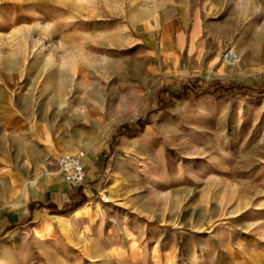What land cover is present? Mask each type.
<instances>
[{"label": "rangeland", "instance_id": "obj_1", "mask_svg": "<svg viewBox=\"0 0 264 264\" xmlns=\"http://www.w3.org/2000/svg\"><path fill=\"white\" fill-rule=\"evenodd\" d=\"M0 264H264V0H0Z\"/></svg>", "mask_w": 264, "mask_h": 264}, {"label": "built area", "instance_id": "obj_2", "mask_svg": "<svg viewBox=\"0 0 264 264\" xmlns=\"http://www.w3.org/2000/svg\"><path fill=\"white\" fill-rule=\"evenodd\" d=\"M58 166L62 178L71 185L82 184L85 180V168L81 157L77 154L65 152L58 158Z\"/></svg>", "mask_w": 264, "mask_h": 264}, {"label": "crops", "instance_id": "obj_3", "mask_svg": "<svg viewBox=\"0 0 264 264\" xmlns=\"http://www.w3.org/2000/svg\"><path fill=\"white\" fill-rule=\"evenodd\" d=\"M95 171H97L96 167H94V170L91 173H87L85 169V180L92 181ZM43 179H44L45 186H50L52 184V183H49V182H52V179L50 176H44ZM89 192H92L91 189H89Z\"/></svg>", "mask_w": 264, "mask_h": 264}, {"label": "bare ground", "instance_id": "obj_4", "mask_svg": "<svg viewBox=\"0 0 264 264\" xmlns=\"http://www.w3.org/2000/svg\"><path fill=\"white\" fill-rule=\"evenodd\" d=\"M233 54L231 52L229 53V51L226 53L227 57L230 59L229 61L236 62L237 58Z\"/></svg>", "mask_w": 264, "mask_h": 264}]
</instances>
